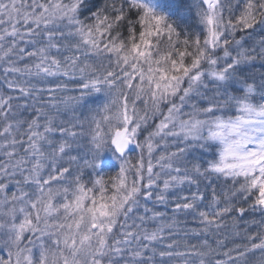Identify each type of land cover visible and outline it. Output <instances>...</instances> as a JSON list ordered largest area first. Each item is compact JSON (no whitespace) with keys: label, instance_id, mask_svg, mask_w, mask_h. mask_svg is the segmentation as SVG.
<instances>
[{"label":"snow or ice","instance_id":"1","mask_svg":"<svg viewBox=\"0 0 264 264\" xmlns=\"http://www.w3.org/2000/svg\"><path fill=\"white\" fill-rule=\"evenodd\" d=\"M0 264H264V0H0Z\"/></svg>","mask_w":264,"mask_h":264},{"label":"rangeland","instance_id":"2","mask_svg":"<svg viewBox=\"0 0 264 264\" xmlns=\"http://www.w3.org/2000/svg\"><path fill=\"white\" fill-rule=\"evenodd\" d=\"M173 2H174V0H173Z\"/></svg>","mask_w":264,"mask_h":264}]
</instances>
